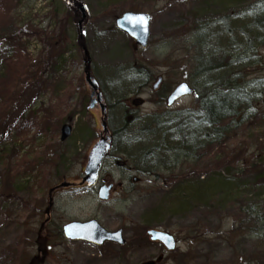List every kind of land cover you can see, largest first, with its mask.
Here are the masks:
<instances>
[{
	"label": "rangeland",
	"instance_id": "374dc122",
	"mask_svg": "<svg viewBox=\"0 0 264 264\" xmlns=\"http://www.w3.org/2000/svg\"><path fill=\"white\" fill-rule=\"evenodd\" d=\"M11 1L0 0V251L18 246L26 253L22 264H264V220L248 226L242 210L255 205L264 213V96L258 118L223 145L228 161L218 148L206 149L195 154L202 159L192 167L175 169L185 178L161 181L146 176L145 167L137 172L129 156L139 150L124 144L139 136L116 138L122 119L133 123L132 133L142 129L147 119L141 118L197 105L196 94L171 108L166 98L181 82L198 85L191 68L200 37L211 52L239 43L240 60L220 78L231 77L237 66L247 72L245 79L239 70L245 82L264 78V47L245 56L241 48L249 42L243 27L257 0H74L87 12L81 30L73 0ZM126 12L151 16L147 50L116 27ZM86 72L107 108L112 153L98 187L56 190L45 224L50 189L84 178L103 132ZM159 76L163 85L155 92ZM64 125L72 133L61 141ZM110 184V200L102 202L98 189ZM90 220L109 232L124 230L126 244L99 247L54 236L68 223ZM152 230L173 235L177 249L166 252L151 242Z\"/></svg>",
	"mask_w": 264,
	"mask_h": 264
},
{
	"label": "trees",
	"instance_id": "16d2710c",
	"mask_svg": "<svg viewBox=\"0 0 264 264\" xmlns=\"http://www.w3.org/2000/svg\"><path fill=\"white\" fill-rule=\"evenodd\" d=\"M6 1L12 2L11 0ZM73 4L76 10L79 2L73 0ZM255 4L257 7L250 13L252 16L249 14L250 22L243 27L244 36L249 41H245L244 47H241L245 49L243 56L252 50L264 47V0H257ZM204 43L203 38H198L196 47L198 56L194 59L191 68L192 76L198 82V85L194 86V93L199 99L193 109L177 111L157 118L150 117V121L148 118H141L147 119L142 129L132 133L127 132L134 129L133 123L127 119L121 120V128L116 134L117 139L128 137V134L139 136L136 138L137 141L132 139L131 142L124 144L128 147L134 144L139 150L137 156H129V163H134V169L137 172H141L140 168L145 167L144 174L157 180L185 178V172L181 171L176 174L175 169L182 167V164L198 163L202 157L200 154L197 156L195 154L206 149L212 150L214 147L220 150L219 154L225 164L229 156L228 154L223 155L225 151L222 149L223 145L233 138L238 129L258 118L256 105L260 102L259 98L264 96V78L256 77L253 78L254 80L245 82L242 80V75H245L246 79L247 72L237 65L231 77H219V72H224L225 67L234 62L236 64V59L240 60L236 55L239 43L234 42L227 49L223 48L217 52H211L212 49ZM239 70L242 72L240 78ZM145 74L148 82L152 73L148 71ZM260 117L264 119V115ZM141 138L144 140L141 141ZM126 151L125 153L129 155L128 150ZM170 161L174 164L172 167H168ZM262 172L263 169L258 170L255 175L261 177ZM166 173H169L166 176H172L166 178L164 177ZM219 177L222 181L229 180L221 174ZM200 182L201 184L207 183V181ZM194 192L196 195L201 193ZM242 210L248 226L253 224L258 226L263 222L264 213L259 211L257 206L252 205ZM25 255V251L20 250L18 246L15 249L0 251V264H22Z\"/></svg>",
	"mask_w": 264,
	"mask_h": 264
},
{
	"label": "water",
	"instance_id": "95a60500",
	"mask_svg": "<svg viewBox=\"0 0 264 264\" xmlns=\"http://www.w3.org/2000/svg\"><path fill=\"white\" fill-rule=\"evenodd\" d=\"M79 11L82 12L83 19L86 17V13L84 11V7L80 5ZM143 18V19H141ZM150 17L148 14H139V13H125L122 18L117 19V27L126 32L137 45L142 49H147L149 45L150 38ZM87 82L90 87H92L93 92L98 90V87L93 81L92 77L87 74ZM162 78L160 77L158 81L155 83L153 89L157 90L161 85ZM192 91L190 87L186 83H182L178 86L172 93L171 96L167 100V105L169 107L172 106L176 101L182 99L184 96H192ZM96 98H98V102H102V97L100 93L96 94ZM102 108V114L105 116V110L103 105H100ZM103 130L107 133L106 121L103 120ZM62 141L66 140L71 134V128L68 126H64L62 129ZM111 143L101 138L97 145L91 150V154L87 160V167L85 170V178L82 183H89L92 186H95L100 175V170L103 166V161L108 157L110 153ZM66 187V185H62ZM112 186L109 188L103 187L99 191V198L103 201H107L110 197V190ZM64 235L66 238H70L71 240H84L89 243H94L97 246H102L104 243H115L119 246H123L125 244V239L123 237L122 231L117 232H107L103 227H100L96 221H90L89 223H73L64 227ZM149 235L152 237V241H159L165 246L168 250L175 249V241L174 238L169 234H164L161 232H150ZM153 264V263H146Z\"/></svg>",
	"mask_w": 264,
	"mask_h": 264
},
{
	"label": "flooded vegetation",
	"instance_id": "af4514ba",
	"mask_svg": "<svg viewBox=\"0 0 264 264\" xmlns=\"http://www.w3.org/2000/svg\"><path fill=\"white\" fill-rule=\"evenodd\" d=\"M77 187H81V186H73V187H71V188H74V189H75V188H77ZM163 249H164V248H163Z\"/></svg>",
	"mask_w": 264,
	"mask_h": 264
},
{
	"label": "snow or ice",
	"instance_id": "6c2138e0",
	"mask_svg": "<svg viewBox=\"0 0 264 264\" xmlns=\"http://www.w3.org/2000/svg\"><path fill=\"white\" fill-rule=\"evenodd\" d=\"M141 19H143V18H141Z\"/></svg>",
	"mask_w": 264,
	"mask_h": 264
}]
</instances>
